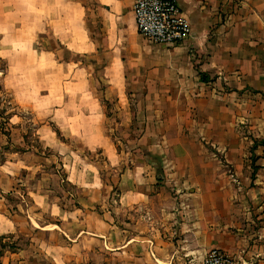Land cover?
<instances>
[{
	"label": "crops",
	"instance_id": "1",
	"mask_svg": "<svg viewBox=\"0 0 264 264\" xmlns=\"http://www.w3.org/2000/svg\"><path fill=\"white\" fill-rule=\"evenodd\" d=\"M134 1L96 0L99 37L109 51L104 74L121 108L136 109L134 156L124 167L109 148L103 105L80 84L82 100L63 101L51 119L84 151L103 153L114 184L59 133L37 127V147L0 162V237H27L51 264H76L96 251L100 264H200L211 249L236 264H264V0H176L192 34L175 47L138 34ZM27 5L34 26L50 29L67 50L97 52L85 5ZM18 96L11 105L25 104ZM63 108L67 115L59 114ZM45 150L55 153L61 183L74 193L45 186L48 177L59 178L54 168L45 171ZM23 252L5 246L0 257L34 264ZM6 260L0 264H14Z\"/></svg>",
	"mask_w": 264,
	"mask_h": 264
},
{
	"label": "rangeland",
	"instance_id": "2",
	"mask_svg": "<svg viewBox=\"0 0 264 264\" xmlns=\"http://www.w3.org/2000/svg\"><path fill=\"white\" fill-rule=\"evenodd\" d=\"M75 1L85 5L87 11L85 25L89 33L96 37L95 44L98 47L96 53L85 55L67 50L58 42L50 29L43 26L36 28L32 13L25 8L27 0H0V57L3 60H0V69L4 62L9 68L5 77L0 70V83L2 84V89H0V162L5 157H9L12 151L25 149L28 146L37 147L35 136L37 127L41 128V132L58 134V126L51 119L53 110L58 114L57 106L63 104V101L82 100L81 93L78 92L80 84L87 89L86 92L91 95L92 99H98L103 105V125L108 133L109 148L121 155L124 167L134 156L133 150L139 142L136 131L138 125L134 113L136 109H131L132 111L126 113L121 108L117 103L118 92L115 84L110 83L111 77L104 74V65L109 62V51L105 50L106 45L99 37L101 36L99 30L101 23L97 16L96 0ZM21 5L25 9L22 12ZM15 93L21 97L24 105L8 103ZM59 114L67 115L66 108H63V113ZM71 126L72 129L78 128L76 124ZM62 131L64 135H67L66 124ZM59 138L65 141L69 149L78 151L80 156L100 167L102 176L114 184L116 173L114 169L106 165L102 152L88 153L83 150L80 140L67 139L61 134ZM43 158L45 171L50 173L51 168H54L59 176V178L46 176L45 179L48 178L44 181L45 186L54 185L53 190L59 195L62 191L74 193L73 187L65 182L61 183L64 179V172L58 166L55 153L45 150ZM27 179L33 182L37 180V176L30 175ZM116 193L117 190L113 187L110 195L114 197ZM56 240L63 243L61 238ZM31 245L25 236L20 239L4 238L0 240V254L3 253L5 246L20 247L24 250L22 255L32 260L34 264H51L47 256L42 253L43 251L36 252V247L32 243ZM99 255V251H96L92 253V259L90 257L82 261L75 259L74 263L89 264L87 262L89 261L100 264ZM6 256L3 255L0 260L4 259L7 262L6 259L10 258L14 264L19 263V256ZM111 261L114 262V258L110 259Z\"/></svg>",
	"mask_w": 264,
	"mask_h": 264
},
{
	"label": "built area",
	"instance_id": "3",
	"mask_svg": "<svg viewBox=\"0 0 264 264\" xmlns=\"http://www.w3.org/2000/svg\"><path fill=\"white\" fill-rule=\"evenodd\" d=\"M135 25L140 36L154 44L175 47L191 37V24L176 0H135ZM200 264H236L219 249H211Z\"/></svg>",
	"mask_w": 264,
	"mask_h": 264
},
{
	"label": "trees",
	"instance_id": "4",
	"mask_svg": "<svg viewBox=\"0 0 264 264\" xmlns=\"http://www.w3.org/2000/svg\"><path fill=\"white\" fill-rule=\"evenodd\" d=\"M0 60L3 61L1 58H0ZM7 68H8L7 63H5V62L2 63V68L0 69V70H2V75L6 74ZM0 89H2V84L1 83H0ZM8 103L11 104L10 101ZM4 238H6V237H0V240H3Z\"/></svg>",
	"mask_w": 264,
	"mask_h": 264
}]
</instances>
